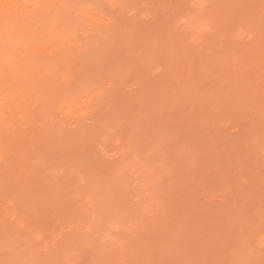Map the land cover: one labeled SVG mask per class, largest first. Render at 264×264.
I'll list each match as a JSON object with an SVG mask.
<instances>
[{
	"label": "rangeland",
	"instance_id": "obj_1",
	"mask_svg": "<svg viewBox=\"0 0 264 264\" xmlns=\"http://www.w3.org/2000/svg\"><path fill=\"white\" fill-rule=\"evenodd\" d=\"M120 1L119 13L103 5L117 13L112 24L102 23L110 26L105 32L119 28L110 52L69 87L91 91L103 81L105 101L95 108L101 94L94 104L85 91L94 107L86 112L81 91V114L79 104L70 116L74 107L69 114L62 107L66 89L65 97L54 96L65 103L48 102L45 113L53 116L32 110L34 125L18 143L32 159L20 176H32L16 179L20 163L5 150L0 264H264V0ZM112 71L124 76L117 75L116 88ZM38 126L49 131L40 134Z\"/></svg>",
	"mask_w": 264,
	"mask_h": 264
},
{
	"label": "bare ground",
	"instance_id": "obj_2",
	"mask_svg": "<svg viewBox=\"0 0 264 264\" xmlns=\"http://www.w3.org/2000/svg\"><path fill=\"white\" fill-rule=\"evenodd\" d=\"M120 2H122V1H120V0H0V161L1 160L4 161L6 155L10 156V154H12V157H10V158L14 157L13 160H15V161L17 160V165L20 163V165H18V169L16 168L17 169L16 170L17 173H16L15 170H14L15 173L13 172V175L14 174L17 175L16 179H17V177L24 178L25 175L28 173L27 170H26L27 173L24 172L23 170H21V176H20V169H22L20 167L25 162L24 160H26V163H24L23 167H27L26 166V164H28L27 161L30 162V160H32L30 158H29V160L26 159V158H28V153L27 154L25 153L26 152V148L25 147L23 148L24 145L22 144L23 146L22 145L19 146L22 143V142H19V140L20 139L24 140V138H25V135H24L25 131L28 129V127H30L31 125H34V122H35L34 118L35 117L33 118L34 115L32 114V112H34L35 109H38V110H41L40 112L44 113L43 117L46 114H49L48 112L45 113V111L48 110V108H46V107L49 106V104L53 103V102H50V99L53 98L54 100L55 99L58 100V101L61 100L63 102V100L65 98H62L61 96H60V98L59 97H54V96L55 95L59 96V95H62L63 93L65 94V92H66L65 90L66 89H68V92H69L68 94L70 95V97H68V96L67 97H68V99L70 98V100L65 105L67 106V108L68 107L69 108L70 107L71 108L74 107L73 108L74 110L72 109V111H71V108L70 109L68 108V110L66 111L65 105L62 106V107H64L63 109H65V112H67L68 114L71 111L70 114H69L70 116L72 115L71 113L73 111H75V107L77 109V106H79V104L81 106L82 102H80V101L81 100L83 101L82 98H84V100H86V97L82 94V93L85 94L86 90L83 89L84 92H83L82 89L79 90V92L78 91L77 92H73V90H72V92H70V89L74 88L73 85L75 84L76 78L79 77L78 80H80L81 73L84 72L85 68H86V70H88V68H89L88 65L97 62L98 61L97 59L100 58V57L103 60L102 56L106 55V52L108 50L107 47L110 48V45H111V44L108 45V42L110 40L115 42V40H113V38L115 39V36H117V34L119 32L118 31L119 28L118 29L116 28V26L118 24L115 25L116 29L113 30L114 34H112L111 30H110L111 33L110 32H105V28L106 27H110V26H105L104 27V24H102V23H106L107 24V22H109V24H112V22H114V18H115L114 16L117 13H119V11H122V6H121ZM109 3H111V4H109ZM105 4H109V6L111 5L110 7L109 6L107 7V5H106V7L111 9V10H115L116 8L114 6H116L117 7V13H115V15H114V12H113L114 16L111 15L112 14L111 12L107 13L108 11L106 12L105 9H104L105 7H103V5H105ZM112 6L114 7V9L111 8ZM118 6L121 7V10H119V11H118ZM194 6H195V4H194ZM192 8L196 9V7H193V6H192ZM126 9H127V7H126ZM191 11H192V9H191ZM195 11H197V10H195ZM203 12H204V10H203ZM124 13H126V10H124ZM210 13H209V15H210ZM193 14H194V16L192 14H191V16H193L194 19L195 18H202V15H197L195 13H193ZM212 14H213V12L211 13V15ZM121 15H122V13H121ZM188 15H186V16H188ZM195 16H197V17H195ZM205 16L206 15L204 14L203 17H205ZM109 18L111 20L113 18V21L111 22V20ZM183 18H185V17H183ZM213 18H215V15L213 16ZM199 20L201 21V19H199ZM202 20L205 21L204 18H202ZM195 21H196V19H195ZM195 21H193V22L191 21V23L194 24ZM189 22H190V20H189ZM201 23H203V22H201ZM208 23H209V20H208ZM260 23H261V21H260ZM100 24L104 28V31H103L104 33L100 30ZM188 24L189 23L186 22V25H188ZM193 26H195V24ZM189 27H187V29ZM200 27L201 28L199 30H201L203 28V32L202 33L204 34V28L205 27H203V26H200ZM248 27H249V25H248ZM248 27H247V29H248ZM120 29H121V27H120ZM122 30H123L122 32L125 33V31H124L125 29L122 28ZM188 30H190V29H188ZM245 30H243V31H245ZM248 30H247V33H248ZM114 31H116V33ZM191 31L192 30H190V32L189 31L187 32L189 34L190 38L192 37L191 35L193 33V32L191 33ZM243 31H240V32H243ZM128 32H130V31H128ZM194 32L196 33V32H198V30L194 31ZM82 33L85 34V38L79 39L78 36L80 34H82ZM171 33L167 34V35L171 36ZM190 33H191V35H190ZM202 33H201V35H202ZM237 33L239 34L238 31H237ZM242 34L240 33L241 36L244 35V34L243 35ZM101 35H102V37H101ZM111 35H112L113 38H111ZM235 35H236V33H235ZM127 38H128V36H127ZM198 38H199V36H198ZM198 38H197V40H198ZM236 38H237V36H236ZM192 39H193V37H192ZM101 40L104 41L103 45H102V42H100ZM216 40H217V38H216ZM226 40H228V39H226ZM111 41H110V43H111ZM99 43H101V46L99 45ZM228 44H230L229 41H228ZM263 46H264V44H263ZM119 48H120V46H119ZM262 50H263V48H262ZM108 51L110 52V50H108ZM81 52L83 53L84 56L83 55L81 56L79 54ZM112 53H113V51H112ZM213 53H214V50H213ZM109 54H111V53H109ZM217 54H218V52H217ZM235 55H236V53H235ZM107 56H108V54H107ZM107 56H106V58H107ZM211 56H212V54H211ZM206 57H207V55L205 56L204 59H206ZM219 57H220V55H219ZM182 59H183V57H182ZM249 59H250V57H249ZM185 60L187 61V58H184V63L187 64V62H185ZM179 61H181V59ZM165 62H167V61H165ZM173 62L174 61H171V63H170V61H169L168 64H170V65L172 64V66H174V64L176 63V60H175L174 64H173ZM168 64H167V66L164 65V67L167 68ZM185 64H183V66H185ZM198 64H199V62H198ZM177 65L175 66V68L177 67ZM188 65H189V67H191L190 64H188ZM219 65H220V63H219ZM161 66L163 68V64H161ZM161 66H159V67H161ZM216 66H217V64H216ZM178 67L180 69L183 68L182 66H180V63H179ZM186 67L188 68V66H186ZM127 68H129V67H127ZM261 68H262V66H261ZM156 69H157V67H156ZM171 69H173V68H171ZM259 69H260V67H259ZM114 71H112L113 76L116 75L117 78H114L115 79V83L113 81L110 85L114 84L115 88H116V83H117L118 79H120L119 76H117V75H121V77H122V74H119L122 71H119L118 74H114ZM183 71H184V69H183ZM244 71H245V68H244ZM115 72H117V71H115ZM173 72H174V69H173ZM191 72H192V70H191ZM185 73L186 74L188 73L187 77L189 76L188 78H190V74H191L190 70H189V72L186 71ZM185 73H183V74H185ZM225 73H226V71H225ZM79 74H80V76H78ZM106 74H107V72H106ZM262 74H263V71H262ZM180 75H181V73H180ZM204 75H205V72H204ZM103 76H104V78L106 77L105 75H103ZM113 76L112 75L110 76V74H109V76L107 75V78H108L109 82H111V79L113 78ZM198 76H196V77H198ZM227 76H229V74ZM185 77H186V75H185ZM109 78H110V80H109ZM122 78H121V80H122ZM255 78H256V76H255ZM116 79H117V81H116ZM176 79H178V78L176 77ZM176 79H174V80L176 81ZM228 79H231V76H229ZM217 80L219 81V78H217ZM251 81H252V84H253V81H254L253 78H252ZM89 82L90 81H88L87 84L90 87L91 85H89ZM104 82H105V80H104ZM172 82H174V81H172ZM183 82H185L187 85H189L188 81L186 82V80H185V81H182L181 83H183ZM181 83H179V84H181ZM190 83H191V81H190ZM77 84H78L77 87L79 89V82ZM84 84H85V81H84L83 84H81V87H83ZM100 84H103V81L101 83H99V82L97 83V81H96V86L97 87L92 83L91 88L94 86L92 88V90L94 89L92 94H91L92 90L91 91L88 90L89 91L88 95H89V97L91 96L90 99H92L94 104H95V101H94L93 98L98 96L97 91L99 92V90H100L101 93H102V86L103 85H100ZM106 85L107 84H105V86ZM173 85L171 83V86H173ZM176 85H174L175 88H176ZM256 86H257V84H256ZM69 87H70V89H69ZM77 87H75V91L77 90L76 89ZM86 87H87V85H86ZM168 87H169V85H168ZM109 88H110V86H109ZM121 88H122V86H121ZM252 88H253V86H252ZM243 90H244V88H242V91ZM254 90L257 91L256 88H254ZM88 91H86V92L88 93ZM106 91H108V90L106 89ZM79 93H80V95H83L82 98L79 96ZM96 93H97V95H96ZM101 93L99 92V94H101ZM64 94H63V96H64ZM77 94H78V96H77ZM105 94H106V92H105ZM110 94H112V92ZM118 94H119V92H118ZM88 95H87V100L84 102L87 107L89 106V105H87V102H90V99H89ZM102 95H104V93L101 94L100 97ZM106 96H108V95H106ZM234 96H236V95H234ZM110 97L106 98V100H108V99L110 100ZM98 98H99V96L97 97V99ZM101 98L100 99L102 101L100 100V102H98V104L96 103L95 105H93V103H92L91 105L95 106V108H97V106L99 107L100 103L105 101V99L103 97H101ZM199 98H200V95H199ZM202 98H204V97H202ZM205 98H206V96H205ZM79 99H80V101H79ZM97 99H95V100H97ZM111 99H112V97H111ZM209 99H208V101H206V103L210 101ZM56 100H55V103H56ZM97 101H99V100H97ZM248 101H249V99H248ZM48 102H49V104H48ZM62 102H61V105H62ZM227 102H228V100H227ZM262 102H264V101H262ZM63 103H65V102H63ZM76 103H78V104H76ZM84 103L82 104L83 107H84ZM230 103L229 104L227 103V106L230 105ZM249 103L252 104V102H249ZM253 103H255V101ZM58 104H59V102H58ZM201 104H202V102H201ZM214 104L215 103L213 102V106H214ZM252 105H254V104H252ZM56 106H58V105L56 104ZM227 106H225V107H227ZM53 107H54V105H53ZM62 107H60V108H62ZM83 107L81 106L80 107L81 109L80 110L78 109L80 114H81V111H82ZM89 108L90 107H88L87 108L88 110H85V111L87 112V111H91V110L93 111L94 110V107L90 108V110H89ZM228 108H229V106H228ZM243 109H245V107H243ZM256 109H257V107H256ZM32 110H34V111H32ZM60 110L62 111V109H60ZM258 111L263 112V109H260ZM246 112H244V113H246ZM63 113H64V111H63ZM63 113L59 112L58 115L63 114ZM92 113L93 112H91V114ZM100 113L102 114L103 112H100ZM68 114H67V116H69ZM247 114H249V113L247 112ZM260 114L261 113H259V116H260ZM53 115L54 114H52V115L49 114V116H53ZM73 115H75V112H73ZM89 115H90V113H89ZM89 115L87 113V116H89ZM38 116H37V118H38ZM47 116L48 115H46L45 118H47ZM61 116L63 117V115H60V117ZM67 116H66V118H67ZM250 116H252V113H251ZM262 116H263V114H262ZM252 117H257V116L255 115V116H252ZM78 118H79V116H78ZM78 118L76 116V119H78ZM42 120L45 121V119H43V118H42ZM252 120H253V118H252ZM47 121L48 120L46 119V121H45L46 124H47ZM256 121H255V124H254L255 126H257L256 125ZM50 122H51V120H50ZM40 123H42V121ZM258 123H260V119H259ZM37 125L35 123V128H36ZM40 125L42 126V124H40ZM77 127H79V125ZM35 128H34V132L36 131ZM42 128H43V130H42ZM42 128L40 129L39 126L37 128L38 131L40 129V131H39L40 134L44 133V131L46 130L45 127H42ZM48 128H49V126H48ZM259 130H260V128H259ZM46 131H49V130H46ZM46 131H45V135H46ZM1 137H3L2 140H1ZM18 143H20V144L18 145ZM7 147H9L10 150H12L13 153L7 154L6 152L8 151V149H7V151H5ZM10 150L8 152H10ZM29 157H31V156H29ZM18 159H20L21 161L19 162ZM6 160H7V158H6ZM9 160L11 161V163H10L9 166L7 165L8 168L5 167V169L7 168L6 170L10 169V167L13 166L11 164L14 163V161L12 159H9ZM94 162H97V161L95 160ZM30 164L33 165V163H30ZM34 165L36 166V164H34ZM4 166H6V164ZM120 166H121V164H120ZM123 169H120L121 172L124 171ZM99 170L100 169H98V171ZM116 170H114V173H115ZM86 171L88 172V170H86ZM7 172L8 173H6V174H8V175L12 174L11 169H10V171H7ZM94 172H96V170ZM121 172L118 173V175L122 174ZM22 173L23 174L26 173V174L22 175ZM93 174H95V173H93ZM111 175H110V177H111ZM114 175L116 176L117 174L115 173ZM28 176H32V175L30 174ZM112 177H114V176H112ZM107 178H109V177L106 176V180H107ZM114 178H116V177H114ZM114 178H111V179H114ZM25 179L27 181V178H25ZM116 180H118V177H117ZM29 181H30V178H29ZM108 181H106V182H108ZM114 181H115V179H114ZM114 181L111 180L110 182H113V184H114L115 183ZM108 184H109V182H108ZM28 185H29V183H28Z\"/></svg>",
	"mask_w": 264,
	"mask_h": 264
}]
</instances>
